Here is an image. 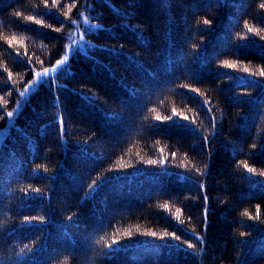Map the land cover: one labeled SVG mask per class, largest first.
Returning <instances> with one entry per match:
<instances>
[{
	"label": "trees",
	"instance_id": "16d2710c",
	"mask_svg": "<svg viewBox=\"0 0 264 264\" xmlns=\"http://www.w3.org/2000/svg\"><path fill=\"white\" fill-rule=\"evenodd\" d=\"M261 5L0 0V264H264Z\"/></svg>",
	"mask_w": 264,
	"mask_h": 264
},
{
	"label": "snow or ice",
	"instance_id": "6c2138e0",
	"mask_svg": "<svg viewBox=\"0 0 264 264\" xmlns=\"http://www.w3.org/2000/svg\"><path fill=\"white\" fill-rule=\"evenodd\" d=\"M46 6H47V5H46ZM261 7H264V5H261ZM18 15H19V14H18ZM27 19L31 20L32 17H27ZM36 23L39 24L40 21H36ZM84 23H85V24H89V23H90L88 17H84ZM203 23L206 24V25H209V24L211 23V21H209L208 19H205V20L203 21ZM248 31H249V32H252V31H254V29L251 28V27H249V28H248ZM257 31H258V30H257ZM13 39H14V38H13ZM8 43L11 44V43H12V40H9ZM69 50H71V46H69ZM68 59H69L68 55H65V56L63 57V59L60 60V61L58 62V64H57V68H58L59 66H61V65H64L65 62H66ZM225 67H228V68H235L236 65L233 64V63H226V64H225ZM57 68H53V69H51V70H49V69H44L43 73H41V72H36V83H41V81H42V77H46V76H48L50 71H51V72H56V71H57ZM9 75H11V73H9ZM260 75L264 76V69L261 70ZM31 86H32V85H29V87H31ZM27 91H28V89L26 88L24 91L20 92V96H24V95H25V92H27ZM192 91H193V92H196L197 89H192ZM173 111H174V110H173ZM13 114H14L13 111H8V112L6 113V115H7V117H8L9 119H11V118L13 117ZM2 118H3V116H0V119H2ZM156 119L159 120L160 117L157 116ZM165 119H168V117H165ZM185 119H186V117H185ZM148 163L152 164V163H155V161H153V160H149ZM244 167L247 168V170H248L249 172H255V171H256V169H254V168H250L247 164H244ZM262 174H264V173H262ZM35 191H36V192H40V189H35ZM163 207L167 208L168 205H164ZM178 211H179V210H178ZM245 214H247V213H245ZM205 215H206V213H205ZM258 217H259V209H257V218H258ZM249 218L252 219V217H249ZM177 219H179V216H178V215H177ZM26 222H30V221H26ZM137 231H139V228H137ZM131 234H132V233H131L130 230H129V231H126V232L124 233V235H126V236H131ZM144 234H150V235H152V236H155V235H156L155 232L144 233ZM165 235H167V233H165ZM177 239H178V237H177ZM113 243H117V241L114 240ZM189 247H192V245L189 244ZM108 248L111 249V248H112V244H109V245H108Z\"/></svg>",
	"mask_w": 264,
	"mask_h": 264
}]
</instances>
